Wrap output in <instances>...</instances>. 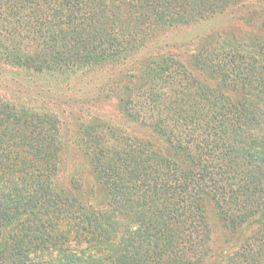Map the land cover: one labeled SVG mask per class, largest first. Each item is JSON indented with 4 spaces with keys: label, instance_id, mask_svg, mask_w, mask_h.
Returning a JSON list of instances; mask_svg holds the SVG:
<instances>
[{
    "label": "trees",
    "instance_id": "1",
    "mask_svg": "<svg viewBox=\"0 0 264 264\" xmlns=\"http://www.w3.org/2000/svg\"><path fill=\"white\" fill-rule=\"evenodd\" d=\"M244 3L0 0V63L29 83L122 65L125 76L98 81L120 82L129 123L78 128L96 180L85 199L81 181L59 178L61 116L11 104L2 96L23 81L0 71V264H264V38L204 36L191 68L154 55L162 31ZM92 85L65 87L79 97ZM56 86L40 92L68 95ZM209 208L227 234L217 253Z\"/></svg>",
    "mask_w": 264,
    "mask_h": 264
},
{
    "label": "rangeland",
    "instance_id": "2",
    "mask_svg": "<svg viewBox=\"0 0 264 264\" xmlns=\"http://www.w3.org/2000/svg\"><path fill=\"white\" fill-rule=\"evenodd\" d=\"M229 12L230 14L227 15V17H218L214 22L211 21L201 24L200 26L192 27V29H189L191 27H181L162 31L159 37L161 41L159 42L160 49L156 50L154 55H172L188 68H191L190 56L193 54L198 42L204 36L216 32H231L236 33L238 36L255 35L264 38V0H245L242 6H237ZM241 17H243V19ZM125 69L124 66L118 65L113 67V69L103 68L99 71H89L86 74H70L71 77H62L60 75H35L32 76L33 82L29 83L28 81H30L31 77L29 74L27 75L25 71L10 69L8 65L0 63V71L3 73V77L4 74H6L10 80L11 78L9 75L16 74L18 76H16L17 79L23 81L22 84L24 85V88L21 87V89L11 88V92L4 94L2 97L17 107L25 106L34 111H51L61 116V135L64 149L60 162L61 172L59 178L65 185L72 183L74 178H77V181H81L83 187L81 191L85 194V199L88 198L87 193L89 192V187L94 185L96 180L91 174L89 166L87 165V160L83 156L78 128H80V125L84 121L90 119L94 120L99 117L111 118L116 124L123 123V121L125 122L123 123L124 125L129 124L128 121L121 119L116 110V96L118 95V91H121L120 87L122 86L120 82L118 81V83L115 82L112 86L104 87L108 80H103L104 84L101 80L98 81L100 74L103 75L104 78L115 77L116 81V76H125ZM109 70L113 71L109 72ZM25 78L26 81L24 80ZM79 81L84 85L88 82L93 84L92 87L89 86V89H86L88 94L83 93L78 97L73 96L74 94L69 93V91L67 92L65 85L69 84L70 88H72L74 83ZM55 85L60 87V90H63L65 94L68 95L56 99L52 98L49 94L43 93L44 91L40 92V88H53ZM106 88L110 90H106ZM27 89H29V94ZM0 99L4 100L3 98ZM52 99H55V101H52ZM130 126H133L130 128V131L138 130V134H136L141 138H144L145 133L147 134L148 132L145 130L142 131L141 129L135 130L134 125ZM89 201L91 200L89 199ZM208 220L212 231L211 246L216 252L218 247L223 244L227 234L219 224L211 208L208 210ZM49 258V254L39 255L37 257L38 260H48ZM213 259L214 258L209 260V262L213 261Z\"/></svg>",
    "mask_w": 264,
    "mask_h": 264
}]
</instances>
